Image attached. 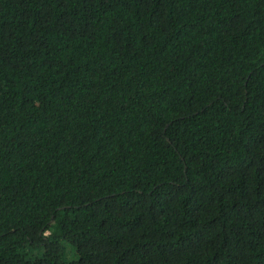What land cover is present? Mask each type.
Here are the masks:
<instances>
[{
    "label": "trees",
    "instance_id": "16d2710c",
    "mask_svg": "<svg viewBox=\"0 0 264 264\" xmlns=\"http://www.w3.org/2000/svg\"><path fill=\"white\" fill-rule=\"evenodd\" d=\"M0 264H264V0H0Z\"/></svg>",
    "mask_w": 264,
    "mask_h": 264
},
{
    "label": "rangeland",
    "instance_id": "374dc122",
    "mask_svg": "<svg viewBox=\"0 0 264 264\" xmlns=\"http://www.w3.org/2000/svg\"><path fill=\"white\" fill-rule=\"evenodd\" d=\"M76 257L77 254L75 253L74 248L70 244L68 245L67 243H65L61 258L68 261L75 259Z\"/></svg>",
    "mask_w": 264,
    "mask_h": 264
}]
</instances>
